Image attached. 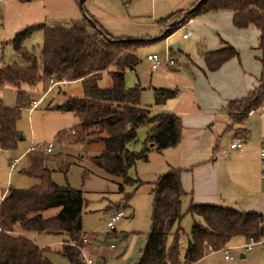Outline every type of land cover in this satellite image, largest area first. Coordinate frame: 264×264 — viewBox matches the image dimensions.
Returning a JSON list of instances; mask_svg holds the SVG:
<instances>
[{
	"label": "trees",
	"instance_id": "obj_1",
	"mask_svg": "<svg viewBox=\"0 0 264 264\" xmlns=\"http://www.w3.org/2000/svg\"><path fill=\"white\" fill-rule=\"evenodd\" d=\"M190 10L191 13L186 15ZM189 11L180 10L159 22L166 30L176 19L183 17L163 33L162 39L194 19L230 12L236 29L253 26L259 30V49L264 52V0H197ZM36 31H43L40 55L24 47V42ZM151 42L115 38L87 12L70 28L34 25L13 39L12 46L20 62L4 64L0 68V88L20 90L24 85L35 87L47 82H79L83 89L82 98L69 97L53 107V110L71 113L79 120L72 133H60L57 140L61 145L102 144L104 151L90 161L105 173L121 179L123 184L119 185L118 192L123 194L125 185L132 182L128 171L137 162H147L150 152L174 148L181 141L180 118L172 114L153 115L141 105L140 87L129 89L126 86V71L137 67L140 63L138 50ZM238 56L239 52L229 45L202 54L210 72L219 70ZM105 72L109 74L111 85L101 88L99 83ZM175 96L176 91L160 90L155 96V105H164ZM263 104L264 79L246 98L231 101L226 112L233 123L243 125L245 119L257 113ZM27 107L32 108L31 98L23 92L18 93L14 109L7 108L0 99L1 150L16 148L20 137L16 124L21 110ZM145 125L154 127L148 133L143 149L135 152L131 146L137 142V131ZM237 133L244 132L237 130ZM27 157L29 166L23 173L39 180L40 184L28 190L10 189L1 201L0 264H52L45 257L50 250L34 243L31 234L65 235L67 241L59 254L71 264H84L79 250L71 246L75 243L83 247L86 236L82 222L86 204L83 193L57 186L47 167L53 161L59 171L67 174L78 161L64 154L52 157L37 150H30ZM181 173L180 169H171L152 184L151 229L136 264H197L210 253L222 252L235 238L245 241L264 239V216L261 214L191 204L187 214L191 216L193 226L182 247L184 234L180 224L184 218L182 200L186 193ZM51 209L60 211L46 218L44 213ZM89 238L94 244L99 239L96 235ZM106 254H101L99 259L106 261L109 257Z\"/></svg>",
	"mask_w": 264,
	"mask_h": 264
},
{
	"label": "rangeland",
	"instance_id": "obj_2",
	"mask_svg": "<svg viewBox=\"0 0 264 264\" xmlns=\"http://www.w3.org/2000/svg\"><path fill=\"white\" fill-rule=\"evenodd\" d=\"M80 1L0 0V68L4 64L12 65L20 62L19 55L12 46L16 34L40 24L47 27L70 28L74 23L81 21L84 13L88 12L111 27L110 31L117 36L133 41H152L138 50L140 63L137 67L126 71L127 88L133 89L138 85L141 89L142 104L149 106L154 102V90L163 87L165 83L160 74L172 70L152 71L147 61L149 55H157L162 60L171 58L177 63L176 68L183 70L189 62L188 58L191 60L202 58L200 51L203 44L200 43L202 40L200 36L203 31L210 38L218 39V30L211 27L204 29L197 21L199 18L195 19L194 26L185 25L170 37L162 39L166 30L159 22L180 10L189 11L196 0H86L83 7L79 5ZM182 18L174 22L177 24ZM189 33L190 38L184 40L183 36ZM43 41V31H36L24 42V47L29 52L40 55ZM205 42L202 43L206 46L207 41ZM174 46L178 47L177 50H173ZM51 83H40L35 87L24 85L20 90L0 88V99L7 108L14 109L17 106L19 92L28 94L32 103V100H37L45 93ZM99 85L101 88L111 85L107 72L103 74ZM70 95H74L72 96L74 98L83 97L82 85L79 82L58 84L49 97L42 99L34 109L30 110L27 107L21 110L16 128L22 139L18 140L14 150L3 151L0 148V198L10 189L28 190L40 184L39 180L23 173L29 166L27 155L31 148L51 143L54 146L52 157L64 154L78 161L70 167L67 174L59 171L53 161L49 162L47 167L51 171L52 181L57 186L70 187L83 193L86 202L82 216L83 233L89 241L86 247L87 255L94 263L97 261L96 264H136L151 229L153 197L150 192L152 184L165 173L159 171V166L165 159V155L162 157L160 154L165 150H154L155 153H149L147 162H137L128 171V177L132 182L125 185L123 194L119 193V185L123 184V181L105 173L90 161V158L99 156L104 151L102 144L61 145L58 142V134L72 133L79 124L75 115L53 110L55 105L63 102L65 96ZM150 126L145 125L137 131V142L131 146V150L140 152L143 149ZM187 210L188 207L182 203L184 214L180 224L184 234L181 237L182 247L193 226V220L187 214ZM59 211L60 209H51L45 212L44 216L53 217ZM117 214H122L123 218L116 224L115 232H112L108 228V223ZM92 235L101 237L102 240L97 239L94 244L89 238ZM30 236L37 245L50 250L45 257L52 264H71L59 254L64 236L48 234ZM234 240L232 241L235 242ZM112 245L115 250H111ZM259 249H264V246L255 248L252 252ZM101 254L109 256L108 259L100 260ZM241 254L240 250L232 249L229 251L232 260L225 261L224 252H217L209 254L199 264H253L242 260Z\"/></svg>",
	"mask_w": 264,
	"mask_h": 264
},
{
	"label": "crops",
	"instance_id": "obj_3",
	"mask_svg": "<svg viewBox=\"0 0 264 264\" xmlns=\"http://www.w3.org/2000/svg\"><path fill=\"white\" fill-rule=\"evenodd\" d=\"M90 16L110 35L124 38L113 34L110 31L112 28L99 18ZM197 21L204 29L211 27L218 30V39L210 38L202 32L201 56L205 52L217 51L227 45L235 48L239 56L226 62L215 72L208 70L203 57L195 60L188 58L189 62L183 70L164 68L172 70L160 74L165 83L163 87L154 90L153 105H143L141 102L142 107L148 108L153 115L172 114L181 120V141L176 147L160 154L162 157L165 155V159L159 166V171L165 172L164 174L171 169L182 171L181 183L186 193L182 203L188 208L191 204L210 205L264 216V159L260 156L264 144V115L259 112L252 113L245 119L244 124L240 125L233 123L226 112L231 101L246 98L264 79V52L259 49L260 32L253 26L245 30L236 29L233 25V14L230 12L207 15ZM195 23L194 19L186 25L194 26ZM205 40L206 46L202 43ZM57 86V83L52 82L44 94L37 100H32L30 110L42 99H47ZM160 90L176 91V96L164 105L156 106L155 96ZM72 96L74 95L69 97ZM69 97L65 96L63 101ZM34 102L37 103L35 106ZM153 127L150 126V131ZM237 130L244 133L238 135ZM233 138L243 141V150L219 156L220 150ZM153 153L155 151L151 154ZM7 192L1 196L0 203ZM63 236L65 238L61 246L67 241V237ZM30 237L36 243L32 236ZM235 239V242L229 243L227 249L240 250L242 260L264 264V249L247 253L243 249L246 241L242 238Z\"/></svg>",
	"mask_w": 264,
	"mask_h": 264
},
{
	"label": "built area",
	"instance_id": "obj_4",
	"mask_svg": "<svg viewBox=\"0 0 264 264\" xmlns=\"http://www.w3.org/2000/svg\"><path fill=\"white\" fill-rule=\"evenodd\" d=\"M190 35H191L190 33L185 34L183 37L184 39H188ZM147 61L150 63L152 71H159L164 68H176V65H177L175 60L168 58V57L166 58V60H162L157 55H149L147 57ZM36 104L37 103L34 102V106ZM258 112L260 115H264V104ZM53 147L54 146L51 143L50 144H40V145H37L36 147L31 148V150L44 151L47 154H51ZM243 147H244V143L241 139L233 138L231 142L225 148L220 150V154L222 156H226L232 151H242ZM260 156L262 159H264V144L262 145ZM122 218H123L122 214H117L111 219V221L108 223V228L110 229V231L112 232L115 231L116 224L119 221H121ZM88 243H89L88 237L85 236L83 238V247L78 246L75 243H71V246L79 250L84 264H95L94 261L87 255L86 247ZM263 246H264V239H261V240L249 239L248 241H246L245 245L243 246V249L245 252L249 253V252H252L255 248L263 247ZM111 250H115V247L113 245L111 246ZM229 251L230 250L227 248L222 251L224 252L225 259L227 261L232 260V257L229 256Z\"/></svg>",
	"mask_w": 264,
	"mask_h": 264
},
{
	"label": "water",
	"instance_id": "obj_5",
	"mask_svg": "<svg viewBox=\"0 0 264 264\" xmlns=\"http://www.w3.org/2000/svg\"><path fill=\"white\" fill-rule=\"evenodd\" d=\"M85 1H86V0H81L79 5H80L81 7H83ZM191 11H192V10H190L189 12H187L186 15L190 14ZM87 19H88V18H87ZM88 20H89V22L92 24V26H93L94 28H96V25H95L90 19H88ZM175 24H176L175 22H173L172 24H170V25L167 27L166 32L169 31V30H170ZM163 35H164V34H163ZM162 37H163V36H162ZM176 48H177V47L175 46L173 49L176 50ZM21 139H22V136L19 137V140H21Z\"/></svg>",
	"mask_w": 264,
	"mask_h": 264
}]
</instances>
